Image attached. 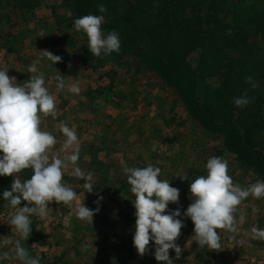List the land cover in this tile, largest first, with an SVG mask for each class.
<instances>
[{
	"label": "rangeland",
	"instance_id": "1",
	"mask_svg": "<svg viewBox=\"0 0 264 264\" xmlns=\"http://www.w3.org/2000/svg\"><path fill=\"white\" fill-rule=\"evenodd\" d=\"M31 1L35 0H0V69L8 70L7 75L15 77L14 83L21 84L35 75L27 73V69L42 55L41 51L61 57L55 65L46 61L37 65L44 73L45 86L54 95L57 111L55 119L42 117L41 127L56 137L54 151L64 140L59 132L60 121L74 128L81 142L77 165L85 173H93L96 185L93 193L85 192L84 181L71 176V169L66 172L62 180L76 191V201L72 206L49 203L44 219L31 218L32 231L21 243L40 264H158L152 254V241L150 250L140 256L124 233L126 216L135 220V197L123 174L121 159L129 167H159V178L179 189L178 203H170L168 210L179 208L181 214L192 202L190 182L206 175L204 164L210 157L228 161V174L234 184L246 187L260 179L241 166L220 138L207 135L188 116L183 104L178 99L173 101L171 89L155 74L140 69L127 57L107 62L90 54L88 46L86 52L84 33L75 32L71 21L58 23L59 16L68 11L61 0H42L34 9ZM231 10L228 5L221 14L228 33L232 27ZM41 30L43 37H39ZM64 36L69 37L58 43ZM229 55L237 57L233 50ZM58 71L65 78L79 81V95L56 88ZM15 177L22 181V174ZM98 196L103 197L99 204L95 203ZM82 203L90 209L99 207L92 225L74 214L75 205ZM14 211L0 202V217ZM234 215L237 219L243 215L244 224L235 233L217 229L221 247L213 250L197 246L192 237L194 225L190 218H183L184 227L176 240L182 248L181 258L174 264H264V242L244 234L253 226L264 228V199L249 196L237 206ZM4 219V234L8 233L5 241L13 245L11 255L19 236ZM126 232L133 236L134 228L128 227ZM122 239L131 252L120 248ZM174 257L170 249L169 258Z\"/></svg>",
	"mask_w": 264,
	"mask_h": 264
},
{
	"label": "clouds",
	"instance_id": "2",
	"mask_svg": "<svg viewBox=\"0 0 264 264\" xmlns=\"http://www.w3.org/2000/svg\"><path fill=\"white\" fill-rule=\"evenodd\" d=\"M106 8L101 3L98 12L105 13ZM103 15H84L72 21V29L84 33L88 42L89 52L101 57L109 56L120 50V38L116 31L105 34L101 25ZM45 36L43 30L39 37ZM42 55L28 67L30 78L21 84L14 83L15 77H9L5 69H0V177L11 176L10 190H4L0 199L15 211L7 220L11 229L18 233L14 253L0 251V264L8 260L19 261V264H40L22 245L32 231V217L44 219L47 216L49 203L72 206L77 199L76 191L62 178L71 169L70 175L84 181L85 192L93 193L96 185L92 172L85 173L78 165L81 142L73 127L64 121L59 123V132L64 140L58 151L56 137L49 131L42 130V117L57 116L54 95L45 86V76L37 65L49 62L55 65L61 60L50 51H41ZM56 88L67 93L79 95V81L65 78L58 71L55 76ZM245 82L255 89L258 85L252 77H246ZM247 94L233 97V104L242 108L253 101ZM60 153H63L61 156ZM123 174L130 185V192L135 199L132 201L135 209V224L132 243L137 253L143 256L153 242V255L158 264H174L181 258L182 248L176 243L180 230L184 227L183 218H190L194 225L193 240L199 247L209 250L221 247L220 235L217 229L235 233L244 224V216L239 219L234 215L237 206L249 196L253 199H264V181L242 187L234 184L228 174V161L222 157L213 156L204 164L206 175L196 176L189 185L191 203L181 214L179 208L168 210L170 203H178L179 189L170 186L168 180L160 179L161 169L152 164L144 167H129L120 161ZM30 169V178L23 182L15 177L22 170ZM181 179H186L180 176ZM103 199L98 196L95 203ZM21 201H25L21 206ZM99 212V207L90 209L83 203L76 204L74 214L80 221L92 225L93 216ZM253 241L264 242V228L251 227L244 233ZM86 247V246H85ZM174 251V259L169 258V250Z\"/></svg>",
	"mask_w": 264,
	"mask_h": 264
},
{
	"label": "trees",
	"instance_id": "3",
	"mask_svg": "<svg viewBox=\"0 0 264 264\" xmlns=\"http://www.w3.org/2000/svg\"><path fill=\"white\" fill-rule=\"evenodd\" d=\"M35 1L31 9L42 0ZM61 1L68 11L58 23L103 15L102 31L119 34V52L99 60L127 57L155 74L171 89L173 101L178 99L207 135L220 138L242 167L264 181V0ZM101 3L106 8L103 14L98 12ZM228 5L232 8L230 33L221 21ZM230 50L237 57H231ZM249 76L258 85L255 89L245 82ZM242 94L254 99L238 108L233 97ZM19 174L23 182L31 170ZM11 183V176L0 177V196L10 190ZM125 224L127 230L134 228V218L127 215ZM127 230L125 235L132 239ZM127 245L122 239L120 248L131 252Z\"/></svg>",
	"mask_w": 264,
	"mask_h": 264
},
{
	"label": "crops",
	"instance_id": "4",
	"mask_svg": "<svg viewBox=\"0 0 264 264\" xmlns=\"http://www.w3.org/2000/svg\"><path fill=\"white\" fill-rule=\"evenodd\" d=\"M11 215L12 214H10L8 216L4 215V216L0 217V251L13 252V250H12L13 245L11 243L6 242L8 240V239H6V238H8V233L4 234L5 228L3 227L4 220H5L4 218L9 219Z\"/></svg>",
	"mask_w": 264,
	"mask_h": 264
}]
</instances>
